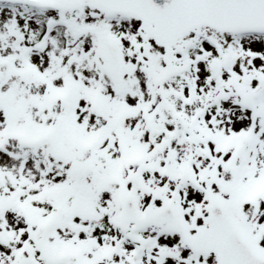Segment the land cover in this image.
I'll use <instances>...</instances> for the list:
<instances>
[{
	"label": "snow or ice",
	"instance_id": "obj_1",
	"mask_svg": "<svg viewBox=\"0 0 264 264\" xmlns=\"http://www.w3.org/2000/svg\"><path fill=\"white\" fill-rule=\"evenodd\" d=\"M0 264H264V0H0Z\"/></svg>",
	"mask_w": 264,
	"mask_h": 264
}]
</instances>
